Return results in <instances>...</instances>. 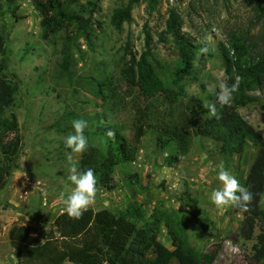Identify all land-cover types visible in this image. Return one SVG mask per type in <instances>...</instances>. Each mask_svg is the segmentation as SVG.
Instances as JSON below:
<instances>
[{
    "label": "rangeland",
    "instance_id": "obj_1",
    "mask_svg": "<svg viewBox=\"0 0 264 264\" xmlns=\"http://www.w3.org/2000/svg\"><path fill=\"white\" fill-rule=\"evenodd\" d=\"M89 1L93 0H80L84 5ZM128 2L101 0L93 18L96 31L94 51L88 49L82 38L76 40L68 75L60 65L64 46L70 42L67 37L75 34L74 28L45 40L41 17L32 0H15L12 5L9 0H0V39H4L9 74L20 83L13 111L18 117L23 141L20 169L12 174L7 181L8 187L3 194L0 193V264H18L16 251L9 242V231L15 224L31 228L28 244L35 245L43 242L41 235L50 229V226L41 227L39 221L44 215L48 211H53L54 215L64 211L59 195L73 188L67 179V152L63 149L64 138L69 134L66 129L71 125V121L65 119L68 114L96 117L99 112L100 117H107L101 124L121 126L125 134L132 137L131 107L123 105L112 109L115 103L110 102L102 111L90 91L92 78H101L102 73L115 80L120 78L123 49L128 41L132 42L137 53L145 50V25L153 40L152 60L166 81H170L179 66L177 47L167 32L172 9L180 16L182 31L195 43L209 49L206 55L198 57L193 77L184 81L188 96L201 100L203 104L215 100L214 91L210 89H215L218 78L232 83L225 73L221 52L222 45L230 48L232 35L244 33L257 46H263L264 26L256 20L249 0H156L151 8L148 0H142L133 8L132 23L124 24L118 31L112 25L111 17L115 9ZM116 92V99L131 102V89L119 88ZM253 95L264 100L261 92ZM238 113L264 137V111L259 106L239 108ZM59 122L61 124L57 127ZM97 124L94 120L93 125ZM90 125L89 131L93 133L94 128ZM93 142L103 147L101 138L94 137ZM255 150L250 141L242 155L227 158L221 156L216 142L196 137L190 153L175 167H168L165 158L178 156L175 144L169 142L165 145L155 131L147 129L136 160L115 168V191L101 190L90 207L120 212L135 201L148 214L159 208L173 216L172 221L179 225L181 237L191 247L201 254L216 253L213 264H255L252 249L259 231L255 232L253 239H248L243 215L236 213L233 207L217 209L210 200L211 192L221 187L217 166L223 162L243 185ZM74 160L80 169V154L74 155ZM132 175L138 177L139 184L131 181ZM261 204L264 208V197ZM192 210L207 225V230L197 225ZM158 241L173 249L167 227L162 226ZM153 257L151 253L149 258ZM64 264L72 263L66 261Z\"/></svg>",
    "mask_w": 264,
    "mask_h": 264
},
{
    "label": "trees",
    "instance_id": "obj_2",
    "mask_svg": "<svg viewBox=\"0 0 264 264\" xmlns=\"http://www.w3.org/2000/svg\"><path fill=\"white\" fill-rule=\"evenodd\" d=\"M142 0H129L127 5L114 10L111 23L121 31L124 24L132 23L133 8ZM10 5L15 0H9ZM101 0L82 4L80 0H32L33 6L41 17L42 37H50L74 28V35L67 37L70 41L62 51L61 69L70 74L72 49L76 40L82 38L90 51H94L96 31L93 18ZM156 0H148L151 8ZM255 10V18L264 26V0H249ZM16 17V13L12 11ZM167 32L173 37L179 56V66L170 81L164 80L154 64L153 40L144 26L145 50L134 51L128 41L123 49V66L120 78L114 79L102 73L101 78H92L90 93L96 99V106L105 111L107 104L114 102L112 109L130 106L133 113L132 137L125 134L123 127L113 123L101 124L107 120L106 115L96 117L89 114H68L66 121L84 119L91 122L94 131L85 129L88 149L80 154V170L93 169L97 178V189L111 191L115 184V168L136 160L140 145L147 129L156 132L157 138L167 145L173 142L178 156L168 155L165 165L175 167L191 151L196 137L213 140L219 145L221 156L233 158L242 155L248 142L256 149L253 162L243 182L253 194L249 211L241 213L244 219V231L248 239L256 242L252 249V261L264 263V137L260 135L239 113V108L257 105L264 111V100L253 95L264 94V35L263 46H257L244 33L231 37L230 48L221 46L225 73L232 83L239 78V89L234 94L231 107L217 104L220 119L209 117L208 109L197 98L189 97L184 81L193 77L195 65L200 56L201 45L195 43L180 27V16L172 9L167 20ZM68 33V32H67ZM69 34V33H68ZM0 193L8 187V179L20 169L19 158L22 150L20 124L15 107L20 83L9 74V64L4 39H0ZM231 83V84H232ZM230 84V85H231ZM131 89L132 100H118V89ZM128 98V97H127ZM98 101V103H97ZM117 102V103H116ZM213 99L211 103H214ZM128 104V105H127ZM94 120L98 122L93 125ZM153 120V121H152ZM61 122L57 123L59 127ZM88 125V126H89ZM113 131L114 137L106 133ZM66 132H73L69 125ZM94 137L103 140V147L96 146ZM165 148V146H164ZM66 152H70L63 145ZM131 181L139 184L136 175ZM7 206L8 203H6ZM197 225L207 230V225L196 217ZM173 216L159 208L148 214L135 201L130 202L125 211L115 212L109 208L95 210L90 207L80 219L69 218L65 211L57 216L48 211L40 222L41 227L50 229L41 235L43 242L29 245L32 230L29 226L15 224L9 231V242L16 251L18 264H213L216 253L201 254L181 237L179 225ZM162 226L169 230L173 249L159 243ZM153 258H149L150 254Z\"/></svg>",
    "mask_w": 264,
    "mask_h": 264
},
{
    "label": "clouds",
    "instance_id": "obj_3",
    "mask_svg": "<svg viewBox=\"0 0 264 264\" xmlns=\"http://www.w3.org/2000/svg\"><path fill=\"white\" fill-rule=\"evenodd\" d=\"M207 47L200 48L201 54H207ZM239 89V78L230 85L225 78H218L214 91L215 102L205 103L203 106L208 109V116L220 119L221 116L217 110V104L221 107H231L234 94ZM73 132L69 133L64 138L65 147L70 149V152L65 154L67 162V179L73 185L70 192H61L59 199L64 204V211L69 218L80 219L84 212L95 202L97 195V178L94 170L89 168L80 170L74 160V155L84 153L89 146L88 138L85 135V129L88 127V122L84 119H74L71 121ZM108 137H114L113 131L106 133ZM217 179L221 187L213 190L210 194L211 202L217 209H226L234 207L243 212L249 211V206L254 199V194L225 168L221 162L216 169Z\"/></svg>",
    "mask_w": 264,
    "mask_h": 264
},
{
    "label": "crops",
    "instance_id": "obj_4",
    "mask_svg": "<svg viewBox=\"0 0 264 264\" xmlns=\"http://www.w3.org/2000/svg\"><path fill=\"white\" fill-rule=\"evenodd\" d=\"M101 190H105L106 192H114L115 190L114 189H112L111 191H108V190H106V189H98V191H97V194H99L100 192H101ZM64 212V211H63ZM62 212V213H63ZM61 214V213H60ZM55 216H57V215H55ZM42 242H39L38 244H35V245H39V244H41ZM35 245H33V246H35Z\"/></svg>",
    "mask_w": 264,
    "mask_h": 264
}]
</instances>
